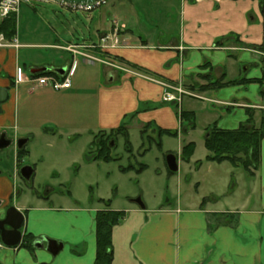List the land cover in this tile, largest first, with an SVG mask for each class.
Listing matches in <instances>:
<instances>
[{"label": "crops", "instance_id": "0c3cea01", "mask_svg": "<svg viewBox=\"0 0 264 264\" xmlns=\"http://www.w3.org/2000/svg\"><path fill=\"white\" fill-rule=\"evenodd\" d=\"M260 2L128 0L133 10L137 4L146 9L144 12L149 19H155L151 20V26L143 24L139 13L134 10L129 14L134 15L131 22L118 24L112 19L113 23L106 28H97L98 43L66 40L61 44L56 36L48 46L67 53L65 58H61L63 62L30 67L64 68L67 73L75 66L73 62L77 56L84 64L95 66L96 63L99 66L94 72L99 82L91 87L95 126L86 130L90 148L95 134L118 127L122 130L114 135V142L118 135L124 141L123 132L129 138L133 127L138 129L141 140L144 136L154 140L146 135L147 132L155 135L156 145L157 142L161 144L163 136L179 137L187 133L192 122L181 117V104L179 107L162 101L163 92L168 90L163 84H180L198 95H183L181 103L183 97L188 96L190 101L197 98L224 107L226 113L210 112V118H214L218 128H238L247 119V110L253 112L258 125V119L264 112V5L261 6ZM23 6L35 10L32 5ZM154 6H158V10ZM120 8L122 10L123 7ZM173 9L177 17L174 20L169 17ZM103 21L101 18L100 24ZM19 45L30 47L35 44L23 42ZM44 45L47 44L38 46ZM68 46L74 49H66ZM17 49H0V59L14 57ZM84 51L99 60L85 61L79 53ZM15 69L16 66H12L11 76ZM261 78L262 81H246ZM219 79L236 83L217 89L202 87ZM85 80L78 86L71 81L70 86L61 91L71 94L83 88L86 92ZM8 84V80L0 79V86ZM24 93L28 95L30 92L26 89ZM191 107L184 112L192 114ZM3 127L5 124L0 123V133ZM20 128L30 131L28 125ZM159 130H169L174 134L159 136ZM128 143L130 150L126 151L131 154L133 147ZM181 149L176 154L177 167L178 160L183 161ZM263 154L264 138L257 171L264 166ZM224 162L227 161L218 164ZM168 170L166 165L164 173H157V178L166 177L167 188L178 182L177 175L169 174ZM198 182H194L195 187H198ZM8 186L11 187L10 182L1 173L0 211L10 191L5 193ZM116 197H107L111 199L110 209L124 211L125 216L111 231V264H264V195L255 210L235 208L229 211L212 205L219 202L217 196L207 202L209 196L199 195L197 190L192 196L186 194L185 206H181L179 201L162 205L163 196L159 195L150 202L142 198L144 208H141L133 198L125 196L122 202ZM55 200L58 202L52 204ZM22 201L16 208L24 216L23 232L34 236L45 234L62 243V247L55 256L37 248L35 259L25 249L0 247V264H94V216L97 210L104 208L101 203L90 202V205L81 206L62 195L50 197L47 201L45 195L37 194L27 195Z\"/></svg>", "mask_w": 264, "mask_h": 264}, {"label": "rangeland", "instance_id": "374dc122", "mask_svg": "<svg viewBox=\"0 0 264 264\" xmlns=\"http://www.w3.org/2000/svg\"><path fill=\"white\" fill-rule=\"evenodd\" d=\"M32 6L35 8L33 11L27 6H21L16 20V35L18 43L35 45L20 46L14 57L5 56L0 59V79L10 83L13 76L11 68L16 66L15 74L24 80L19 87L12 85L9 88V100L1 105L0 123L5 124L4 131L11 138L29 136L25 146L28 154L19 161H16L13 145L0 149V170L12 185L8 189L5 187V193L10 190L9 204L20 205L24 197L31 194H50V197L62 195L81 206L90 205V202L97 204V199H109L107 197L110 195L117 196V200L122 202L125 196L133 200L144 198L150 202L160 195L163 196L162 205L179 201L181 206H185L186 194L192 196L197 190L199 195L209 196L207 202L217 196L219 202L212 205L219 210H255L260 206V199L264 195V166L257 171L256 176H248L241 167L232 166L228 162L218 164L204 160L207 153L204 146L206 129L216 125L214 118H210V112L226 113L224 107L207 100L193 98L190 101L188 96H184L181 107L185 111L192 106V125L187 133L179 137L163 136L160 147L155 144V135L147 132L146 135L154 140L150 141L146 136L141 140L138 129L133 127L128 138L133 147L131 154L126 151L122 136L118 135L115 142H110V155L113 159L87 160L91 148L88 144L89 132L86 130H92L95 126L91 87L99 82L94 74L99 66L96 63L95 66L84 64L81 57L77 56L73 62L75 66L69 72L70 80L78 86L86 79L84 82L87 83L88 91L81 88L71 94L51 87H33L27 81L28 69L31 65L63 62L61 58H65L67 53L48 46L55 41L56 36L61 44L66 43V40L98 43L96 29H102V26L106 28L109 23H113L112 19L118 24L121 21L131 22L134 15H129L130 11L136 10L140 21L148 26L155 19H149L144 12L146 9L137 4L133 10L128 0H106L104 5L90 12L70 10L56 2H34ZM154 8L158 10V6ZM175 13L174 9L169 13L172 20L177 19ZM101 18L104 20L102 24ZM82 54L90 55L85 51ZM26 89L30 92L28 95L24 93ZM261 117H264V112L258 122ZM23 125H28L30 131L21 129ZM187 143H192V158L189 162L178 158V170L171 174L177 175L178 182L167 188L166 177L157 178V173L166 171L165 156L168 153L178 155L181 147ZM198 161H202L199 166ZM129 164L136 168L144 164L145 169L140 173L133 169L120 171V167ZM15 165L18 167L15 168ZM22 166L33 168V175L28 181L23 180L19 174H13L14 168L16 171ZM197 180L199 185L195 187L194 182ZM55 202L58 200L52 204Z\"/></svg>", "mask_w": 264, "mask_h": 264}, {"label": "trees", "instance_id": "16d2710c", "mask_svg": "<svg viewBox=\"0 0 264 264\" xmlns=\"http://www.w3.org/2000/svg\"><path fill=\"white\" fill-rule=\"evenodd\" d=\"M261 6L264 5V0L260 2ZM0 31L5 34L7 38L14 35L16 31L15 17L10 16L0 22ZM264 50V49H263ZM204 66V65H201ZM43 75L53 74L58 75L51 71L41 73ZM250 81H262L261 79H251ZM235 81L223 82V79L211 81L203 88L217 89L228 84H234ZM14 85L13 78L8 84V88ZM248 117L245 121L241 122L236 129H221L216 125H212L206 129L204 146L207 151L204 160L209 162L221 163L227 161L232 166L241 167L248 176H253L255 171L260 166V146L264 138V117H261L258 125L255 124L253 112L247 110ZM192 114L190 112H182L181 117L183 120H191ZM122 130V127L117 129H110L107 132L97 133L93 137V143L90 154L87 160H102L110 161L113 159L110 155V142L113 141L114 135ZM144 130V129H143ZM174 134L169 130H159L158 135ZM124 144L126 150H130L126 132H123ZM157 146L161 144L157 142ZM192 143L185 144L181 149V158L183 161H189L192 155ZM26 149H21L20 155L26 154ZM202 161L197 162L199 166ZM144 164H139L136 168L133 165L120 167L121 172L134 169L135 171H142ZM169 174L173 172L168 170ZM104 208L97 210L94 216V233H95V258L94 264H111L112 251H111V231L113 226L117 225L125 216L124 211H117L110 209L111 199H97Z\"/></svg>", "mask_w": 264, "mask_h": 264}, {"label": "built area", "instance_id": "2783aa9c", "mask_svg": "<svg viewBox=\"0 0 264 264\" xmlns=\"http://www.w3.org/2000/svg\"><path fill=\"white\" fill-rule=\"evenodd\" d=\"M34 2H56L58 5L65 7L70 10L90 12L95 8L101 7L106 3L105 0H95L93 3H75L69 4L64 0H0V22L10 16L15 17V22L17 20L18 13L22 5H32ZM20 45L18 43L16 31L14 35L7 38L3 32L0 31V49L7 48H18ZM67 49L73 50V46L67 47ZM87 60L94 61L99 60L97 57L92 55L82 54ZM33 78V79H32ZM24 81L18 78L15 74L14 82L18 84ZM27 81H30L33 87H51L54 90H61L68 88L71 84L69 73L65 74L63 78L54 77L52 74L38 75L34 77H28ZM168 89L162 94L163 102H172L174 104L180 105L183 95L197 96L185 90L180 84L176 86L163 84Z\"/></svg>", "mask_w": 264, "mask_h": 264}, {"label": "water", "instance_id": "95a60500", "mask_svg": "<svg viewBox=\"0 0 264 264\" xmlns=\"http://www.w3.org/2000/svg\"><path fill=\"white\" fill-rule=\"evenodd\" d=\"M65 2L69 4H75V3H93L95 0H64ZM48 69V67H39V68H31L29 72L31 74H36L39 72H44ZM55 72L61 73L64 72L63 69H55ZM9 90L5 86H0V113H1V105L5 103L10 95H9ZM26 140H22L18 143V147H21V145L25 142ZM3 146V145H2ZM165 162L168 167V169L172 172L177 171V161H176V156L172 153H168L165 156ZM32 167L31 166H22L19 169L20 175L24 179H29L31 174H32ZM135 202L137 205H139L141 208H144V204L142 203L140 198L135 199ZM23 222H24V216L23 214L16 209L14 206H10L6 212L5 216L2 220H0V241L5 245V246H16L20 243V238H21V228L23 227ZM4 224L7 225L9 228L5 229ZM47 241V246L46 250L52 255L55 256L57 252L61 249L62 243H58L55 240L52 239H46ZM51 243V244H50ZM35 245V244H34ZM56 245V246H55ZM55 246V247H53Z\"/></svg>", "mask_w": 264, "mask_h": 264}, {"label": "flooded vegetation", "instance_id": "af4514ba", "mask_svg": "<svg viewBox=\"0 0 264 264\" xmlns=\"http://www.w3.org/2000/svg\"><path fill=\"white\" fill-rule=\"evenodd\" d=\"M22 140H26L22 145L21 147H18V143ZM29 141V138L27 137H19V136H14L13 138L9 137L7 135V133L3 130L1 133H0V149L1 148H4V147H7L9 145H13L14 146V150H15V158H16V161H19L23 156L27 155L28 154V151L26 154H22L20 155L19 152L21 151V149H25V146L27 144V142ZM3 145V146H2ZM18 166L15 165V168H17ZM15 168L13 170V174H19V176L25 180V181H28L32 175H33V170H32V174L30 176L29 179H24L20 173H19V169L21 168H18V170L16 169L15 171ZM33 169V168H32ZM2 173V171L0 170V174ZM12 186V185H11ZM10 193V192H9ZM9 193L7 194V199H6V202L3 203V207L0 211V220H2L5 216V212L6 210L10 207V206H13L10 203V200H9ZM47 198V201L50 200V195L49 194H44ZM0 204H1V200H0ZM16 208V206H14ZM17 209V208H16ZM22 213V212H21ZM23 214V213H22ZM23 225H24V222H23ZM4 228L5 229H8L9 227L7 225L4 224ZM23 227L20 229L21 230V238H20V243L16 246H12V247H9V246H5L1 241H0V247H8V248H14V249H25L33 259H35V250L37 248L39 249H42L44 250L45 252L47 251L46 250V246H47V241L46 239H51L50 237L46 236L45 234L43 235H39V236H34L30 233H24L23 232ZM53 240V239H52ZM35 244V245H34ZM51 244V243H50ZM56 246V245H55ZM53 246V247H55ZM48 253V251H47ZM41 264H45L44 262H42Z\"/></svg>", "mask_w": 264, "mask_h": 264}]
</instances>
